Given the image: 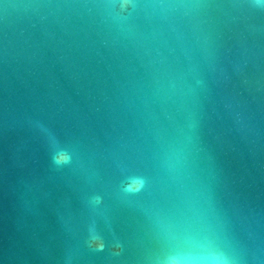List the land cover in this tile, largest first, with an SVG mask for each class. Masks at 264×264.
Listing matches in <instances>:
<instances>
[{"label":"water","instance_id":"1","mask_svg":"<svg viewBox=\"0 0 264 264\" xmlns=\"http://www.w3.org/2000/svg\"><path fill=\"white\" fill-rule=\"evenodd\" d=\"M0 264H264V0H0Z\"/></svg>","mask_w":264,"mask_h":264}]
</instances>
